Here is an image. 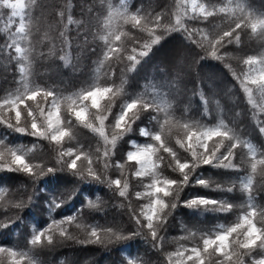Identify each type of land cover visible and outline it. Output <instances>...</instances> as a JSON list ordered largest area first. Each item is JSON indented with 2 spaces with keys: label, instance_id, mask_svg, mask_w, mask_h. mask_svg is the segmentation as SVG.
Returning <instances> with one entry per match:
<instances>
[{
  "label": "trees",
  "instance_id": "16d2710c",
  "mask_svg": "<svg viewBox=\"0 0 264 264\" xmlns=\"http://www.w3.org/2000/svg\"><path fill=\"white\" fill-rule=\"evenodd\" d=\"M263 1L246 0V6L256 14H264ZM197 2L219 8L227 5L228 0ZM176 3L177 0H36V6L32 10L31 41L34 51L30 54L29 61L30 82L65 96L95 82H99L101 86L122 87V91L110 104L108 100L102 102L103 105L110 107L108 119L105 121L109 136L113 133L111 125L114 117L123 104L130 98L140 95L167 106L174 123L191 121L213 127L222 119L241 141L249 142L257 149L259 159L260 154L264 153V133L259 131L260 126L264 124V112L252 109L239 81L233 75L234 72L239 75L245 71L246 65L243 61L249 56L264 55V40L252 36L250 30H241L239 44L233 42L222 47L217 46L221 58L216 59L207 51L206 45L198 47L193 42L196 37L189 40L183 32L164 31L163 28H159L156 30V34L161 36L159 42L151 44L148 55L139 58L140 63L135 65L134 70L129 67L130 62L126 59V53L114 56L99 68L104 50L99 35L103 34V23L109 12L127 8L129 12L138 11L149 17L160 15V24L167 26L174 23ZM61 11L64 12L63 17L59 15ZM69 16L74 23L65 27ZM113 23L125 32L122 41L129 51L133 47L139 50L142 43L150 40L146 32L140 31L130 23H123L118 18H114ZM184 23L189 28L197 27L215 34L226 30L230 22L223 14H219L209 17L207 21L185 18ZM7 24L6 10L0 9V29L5 28ZM61 31L65 33L64 37L60 36ZM7 35L6 31L0 32V98L14 92L20 86L19 64L22 61L12 59L8 52L3 50ZM65 37L71 42L70 47L65 44ZM61 55H65L66 59L61 60ZM173 59L177 60L174 61L177 66L174 65ZM202 100H207V103H203ZM11 114L7 115L12 117ZM151 115L162 117L163 112L159 114L153 112ZM23 120L21 124H25ZM143 127L156 131L159 126L156 121L149 118L148 113H142L132 124V131L118 139L114 154L110 156L108 167L105 168L103 159H95L101 155L96 151L97 148L103 147L100 137L89 128L73 121L74 138L66 139L62 147L78 149L93 155V168L101 177L100 181H95L87 175V164L83 159L77 162L78 170H82L85 175L82 180L71 175L63 162H58V151L61 146L46 139L16 133L6 125L0 124V140L11 147L20 146L25 151L31 149L26 159L33 165L40 166L34 168V171L39 173L48 167L56 169L54 174L47 173L39 178H33L23 172H10L0 168V221H10L9 227L0 228V246L27 252L33 264H125L126 256L129 254L138 258L141 264H178L177 257L169 260L170 253L181 247L190 249L201 246L205 234H213L221 231V226L234 224L239 216L247 211L248 193L243 191L242 183L251 173L250 156L247 148L241 145L234 150L233 163L238 165L237 169L201 166L196 170V175L191 177L189 186L180 192L177 207L169 212L167 222L158 229L159 241H152L148 230L138 226L133 218V214L138 215L142 206L148 203L147 197L137 198L136 193L146 191L150 178L135 177L137 166L125 159L126 152L133 147L130 141L135 140L136 144L141 146L152 142L140 135L139 128ZM182 135L181 129L173 128L166 139L177 149L181 159H190L189 153L175 144V140ZM211 144L212 142L210 147ZM226 147L227 142L221 151H225ZM158 155L164 157L158 171L163 176L178 178V173L168 167L171 158L167 153L161 151ZM63 159L69 160L70 157ZM117 161L124 165L123 169L116 166ZM260 167L258 166L253 179L251 195L252 203L257 208L264 209V173L260 172ZM201 173L212 182L209 188L193 183L196 176ZM54 176L63 177V180L56 181ZM115 179H121L122 184L126 182L129 185L126 198L117 194L114 185L109 186L108 181ZM217 184L221 187L217 188ZM229 186L232 187L231 192L225 190ZM84 191H87V200L81 195ZM197 196L227 200L234 207L229 212L221 213L183 206V201ZM10 197L11 199H8ZM53 197L62 200L63 203L49 217L46 210L43 213L39 210L45 207V201H50ZM88 200L96 207L84 206ZM20 201L24 202L23 206L15 207L14 204ZM68 216H75L76 219L71 224L60 226L67 229L66 237H60L56 230L52 245L33 247L29 243L34 230H39L52 219L61 220ZM259 219L257 217V221ZM77 224L81 227H77ZM92 226L102 229L111 227L125 234L129 230H138L140 235L134 242L136 248H126L125 245L130 243L128 240L109 244L90 242L86 228ZM101 235L105 234L102 232ZM260 255H264V250L257 248L252 252V256ZM219 259L215 255L209 256L205 264H217ZM250 260L249 256L244 257L245 264H250Z\"/></svg>",
  "mask_w": 264,
  "mask_h": 264
},
{
  "label": "snow or ice",
  "instance_id": "6c2138e0",
  "mask_svg": "<svg viewBox=\"0 0 264 264\" xmlns=\"http://www.w3.org/2000/svg\"><path fill=\"white\" fill-rule=\"evenodd\" d=\"M188 0H178L176 4V13L174 23L170 25H161V16L149 17L140 12H129L127 8L117 9L108 13L107 19L103 23V34L99 39L103 41L104 50L100 60L99 68H102L105 61L111 60L114 56L126 53V59L130 62L129 67L134 70L140 59L147 56L151 44L158 43L161 36L156 34V30L163 28L164 31H180L185 33L189 39L198 47L207 46V51L213 58L220 59L218 47L226 43H240L241 30H250V34L261 40H264V14H256L246 6V0H228L227 5L219 8L209 6L207 3H198L192 0L190 6L191 15L188 10ZM36 6V0H0V9L6 10L8 15V24L0 32L6 31V43L2 46L8 55L15 59L19 64L20 81L19 87L8 95L0 98V124L6 125L12 131L32 137L42 138L61 146L58 151V162H63L71 175L84 179L82 170H78L77 162L83 159L87 164V175L92 180L100 181V175L94 170V158L91 153H86L73 148L63 149L64 141L72 140L73 121L89 128L94 134L98 135L102 141L103 147L97 148L101 155L95 159H103L104 167H108V161L114 154L118 139L132 131V124L140 118L142 113H148L151 120L156 121L158 130L153 131L147 127L139 128L140 135L149 138V143L137 145L136 141L129 143L135 147V150L127 151L125 159L128 163H133L136 167L135 177H149L150 182L146 185V191L137 192V198H148V203L142 206L140 213L133 214V218L138 226L148 230V235L154 242L159 241L158 229L167 222V215L177 207L180 192L187 186L192 176L196 175V170L201 166H210L213 168L237 169L238 165L233 163L235 159V149L243 145L247 148L250 156L251 173L242 183V189L248 193L247 211L239 216L237 222L224 227L222 230L213 234H205L202 237V245L189 248L181 247L174 253L169 254V260L173 257L178 258V264H205L209 256L215 255L220 259L217 264H245L244 257L251 258L250 264H264V255L252 256V252L257 248L264 250V209L257 208L252 203V185L254 176L257 173L258 166L260 172L264 173V153L257 158V149L249 142L241 139L230 129L221 119L213 127L202 126L197 122L184 121L173 122L167 106H164L155 100L145 99L144 96H135L123 104L119 113L114 117L111 125L113 133L111 136L106 132L105 121L108 119L110 107L103 105L105 100L111 103V100L122 91V87L116 88L111 85L101 86L99 82L90 84L86 88L62 95L56 91L32 84L29 80V61L30 54L34 51L31 41L33 29L32 10ZM223 14L229 20V27L219 33H209L201 28H189L184 23V19L207 21L209 17ZM61 17L64 12L59 13ZM114 18L122 20L123 23H130L140 31L146 32L150 40L142 43L139 50L133 47L130 51L125 47L122 37L126 34L115 23ZM71 16L67 19V25L73 24ZM151 25V26H150ZM235 34V35H234ZM64 37L65 33L60 32ZM87 37H85V41ZM65 44L70 47L71 42L65 37ZM95 51V49H91ZM43 55V53H41ZM61 60L66 56L61 55ZM246 69L241 74L233 75L239 81L241 88L246 95L247 102L253 110L264 112V55L249 56L243 61ZM230 67V66H229ZM98 68V71H99ZM31 101L32 104L28 102ZM207 103V100H202ZM94 110V111H93ZM256 111L253 115H256ZM153 112L163 116L151 115ZM8 113H14L9 117ZM63 113V114H62ZM28 121L21 124V120ZM98 122V123H97ZM173 128L182 130L183 135L175 140L179 148L184 149L190 155V159H181L178 156L177 149L167 142V135ZM264 133V124L259 128ZM210 147V142H213ZM227 147L225 151H221ZM31 149L25 151L23 147H11L0 140V168L10 172H23L33 178L47 173H55L56 169L48 167L40 171H34L39 165H33L26 157ZM167 153L171 158L168 167L178 173V178L163 176L158 171L164 161V157L158 155L159 152ZM219 153V155H218ZM64 157H70L64 160ZM118 168L123 169L124 165L116 162ZM55 177V176H54ZM56 181H62L63 177H55ZM55 183V181L53 182ZM109 186H115L117 194L120 197H127L129 185L121 179L108 181ZM195 185L203 188H209L210 179L203 177V174L196 176L193 181ZM220 188V185H216ZM232 191L229 186L225 189ZM82 197L87 200V191L81 192ZM23 201L15 203V207H22ZM62 200L53 197L50 201H45V207L39 211H47L49 217L56 208L60 207ZM83 204V203H82ZM84 206L96 207L88 200ZM183 206L189 209H203L205 211L226 213L232 210L234 205L227 200L215 199L210 197L197 196L183 201ZM259 217V221H257ZM142 218V219H141ZM76 219L75 216H68L61 220L52 219L44 224L39 230H34L29 243L33 247L52 245L56 230L60 237L67 236V229L60 227L64 224H71ZM142 220L144 223H142ZM259 223V226H258ZM10 221H0V228L9 227ZM77 227L81 225L77 224ZM88 239L92 243L109 244L119 240H128L126 248L135 249L134 243L136 237L140 235L138 230H129L128 233L115 230L111 227L100 228L92 226L86 228ZM105 235L102 236L101 233ZM194 235V233L192 234ZM244 250V251H241ZM33 264L32 259L27 252L14 249L7 246H0V264ZM125 264H141L140 260L133 255L126 256Z\"/></svg>",
  "mask_w": 264,
  "mask_h": 264
},
{
  "label": "bare ground",
  "instance_id": "6f19581e",
  "mask_svg": "<svg viewBox=\"0 0 264 264\" xmlns=\"http://www.w3.org/2000/svg\"><path fill=\"white\" fill-rule=\"evenodd\" d=\"M263 2H264V1H263ZM58 36H59V35H58ZM56 38H57V37H56ZM189 40H190V39H189ZM189 40H188V41H189ZM182 42H183V41H182ZM190 42H191V41H190ZM185 44H186V43H185ZM171 45H173V44H171ZM171 45H170V46H171ZM188 45H190V44H188ZM53 47H54V46H53ZM45 48H46V47H45ZM54 48H55V47H54ZM166 48H167V47H166ZM170 48H171V47H170ZM46 49H47V48H46ZM50 49H51V46H50ZM190 49H191V48H190ZM42 50L44 51V49H42ZM48 50H49V49H48ZM53 50H54V49H53ZM53 50H52V52H54ZM173 50H174V48H173ZM165 51H166V50H165ZM41 52H42V51H40V53H41ZM47 52H48V51H47ZM49 52H50V51H49ZM182 52H183V51H182ZM44 53H45V51H44ZM165 53H166V52H164V55H165ZM50 54H52V53H50ZM161 54H163V53L161 52ZM175 54H176V53H175ZM177 54H178V53H177ZM197 54H198V53H197ZM47 55H48V54H47ZM159 55H160V54H159ZM168 55H169V54H168ZM172 55H174V54H172ZM169 56H170V58H171V55H169ZM194 56H195V55H194ZM197 56H198V55H197ZM160 57H161V56H160ZM164 57H165V56H164ZM177 57H178V55H177ZM180 57H181V56H180ZM188 57H189V56H188ZM48 58H49V57H48ZM184 58H185V57H184ZM200 58H201V57H200ZM159 59H160V58H159ZM162 60H163V59H162ZM165 60H167V59H165ZM165 60H163V61H165ZM168 60H169V59H168ZM180 60H181V59H180ZM187 60H188V59H187ZM174 61H177V60H176V59H173V62H174ZM181 61H182V60H181ZM188 61H189V60H188ZM184 62H185V60H184ZM184 62H183L182 65L185 64ZM190 62H191V61H190ZM192 62H193V61H192ZM163 63H164V62H163ZM170 63L172 64V62H170ZM177 63H178V62H177ZM186 63H187V62H186ZM193 63H194V62H193ZM164 64H165V63H164ZM180 64H181V63H180ZM188 64H189V63H188ZM188 64H187V65H188ZM191 64H192V63H191ZM174 65H176L175 62H174ZM182 65H179V66H182ZM193 65H194V64H193ZM176 66H177V65H176ZM176 66H175V67H176ZM190 66H192V65H190ZM194 66H195V65H194ZM175 67H174V69H175ZM182 67L184 68V66H182ZM186 67H187V66H185V68H186ZM183 68H182V69H183ZM190 68H191V67H190ZM190 68H189V69H190ZM171 69H173V68H171ZM179 69H180V68H179ZM46 70H47V69H46ZM46 70H45V71H46ZM175 70H176V69H175ZM180 70H181V69H180ZM184 70H186V69H184ZM194 70H195V69H194ZM169 71H170V70H169ZM178 71H179V70H178ZM187 71H189V70H187ZM192 71H193V70H192ZM171 72H172V71H171ZM174 72H175V71H174ZM191 73H192V72H191ZM59 74H60V73H59ZM176 74H177V73H175V75H176ZM151 75H152V74H151ZM172 75H173V74H172ZM177 75H178V74H177ZM180 75H181V74H180ZM165 76H166V75H165ZM169 76H170V75H169ZM174 77H175V76L173 75V78H174ZM180 77H181V76H180ZM178 79H179V78H178ZM214 79H215V77H214ZM174 80H175V78H174ZM212 80H213V79H212ZM176 81L178 82V80H176ZM169 82H172V81H169ZM215 82H216V81H215ZM184 83H185V81H184ZM216 83H217V82H216ZM221 83H222V82H221ZM182 84H183V83H182ZM219 84H220V83H219ZM166 85H167V83H166ZM177 86H178V85H177ZM177 86H176V87H177ZM179 86L182 87L181 85H179ZM173 87H174V86H173ZM173 87H172V88H173ZM180 89H181V88H180ZM212 92H213V91H212Z\"/></svg>",
  "mask_w": 264,
  "mask_h": 264
},
{
  "label": "rangeland",
  "instance_id": "374dc122",
  "mask_svg": "<svg viewBox=\"0 0 264 264\" xmlns=\"http://www.w3.org/2000/svg\"><path fill=\"white\" fill-rule=\"evenodd\" d=\"M191 2H192V0H188V5H187V7H188V10H189V15L191 14V12H190ZM177 3H178V0H177ZM177 3H176V4H177ZM176 11H177V9L175 8V13H176ZM174 20H175V16H174ZM29 104H32V102H29ZM258 112H259V111H258ZM11 116L14 118V113H12ZM22 119H23V118H22ZM23 122H24V123H27L28 121H26V120L24 119ZM212 143H214V142H212ZM130 150H135V147L133 146L132 149H130ZM130 150H129V151H130ZM8 199H11V197L8 198ZM145 205H146V204H145ZM190 264H191V262H190Z\"/></svg>",
  "mask_w": 264,
  "mask_h": 264
}]
</instances>
